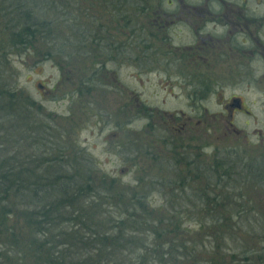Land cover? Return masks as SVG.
<instances>
[{
    "label": "trees",
    "instance_id": "obj_1",
    "mask_svg": "<svg viewBox=\"0 0 264 264\" xmlns=\"http://www.w3.org/2000/svg\"><path fill=\"white\" fill-rule=\"evenodd\" d=\"M48 1L0 0V264H217L210 255L216 252L199 251L211 228L205 226L207 219L201 224L204 234H194L196 225L191 229L182 220L186 212L192 217V209L165 214L164 208L148 203L151 191L161 185L171 189L166 196L175 207L173 194H185L197 181L191 169L177 180L160 178L166 182L148 185L154 188L146 192L139 183H120L108 173L84 168L86 155L68 153L77 143L56 149L53 144L50 153L41 150L67 129L58 134L52 125L41 124L40 117L45 121L51 116L15 86L9 56L34 51L39 43L47 47L39 57L42 63L61 54V46L74 47L75 40H68L78 37V16L64 43L58 42L53 25L61 15L69 22L79 0ZM220 170L208 169L207 189L229 184L230 175ZM195 196L206 206L204 193ZM215 200L212 196L208 202ZM219 202L209 207L224 201Z\"/></svg>",
    "mask_w": 264,
    "mask_h": 264
},
{
    "label": "flooded vegetation",
    "instance_id": "obj_2",
    "mask_svg": "<svg viewBox=\"0 0 264 264\" xmlns=\"http://www.w3.org/2000/svg\"><path fill=\"white\" fill-rule=\"evenodd\" d=\"M103 1L101 8L107 18L94 19V25L88 22L90 26L79 23L78 37L68 40H75L74 47L53 56L54 60L66 57L65 64L79 65L81 85L75 91L89 92L90 84H96L94 77H99V88L106 94L102 75L110 67L114 81L122 68H128L140 86L159 85L171 96L167 99L182 103L198 115L194 120L182 108L165 111L148 106L144 117H150L151 127L158 126V118L168 116L172 120L177 138L164 140L171 144L172 163L177 169L179 165L192 169L194 160L190 158L196 153L191 146L200 137H187L185 133L193 130L206 135L221 126L227 130L224 135L232 137V144L221 147V153L214 148L216 158L203 168L206 172L218 166L224 174L234 168L235 174L256 180L255 199L263 211L264 0ZM83 67L85 72L90 69L89 74L82 73ZM64 68L67 74L70 68ZM148 74L160 77L150 79ZM112 87L122 95L120 84L112 83ZM210 100L216 108L214 120L205 121V103ZM197 146L201 150L214 147L207 141Z\"/></svg>",
    "mask_w": 264,
    "mask_h": 264
},
{
    "label": "rangeland",
    "instance_id": "obj_3",
    "mask_svg": "<svg viewBox=\"0 0 264 264\" xmlns=\"http://www.w3.org/2000/svg\"><path fill=\"white\" fill-rule=\"evenodd\" d=\"M54 1L56 3L64 2V0ZM47 3L50 2L47 0ZM78 3L76 8L72 7L77 11L70 17L69 22H65V17L61 15L59 22L54 23V33L60 34L58 42L64 43L61 40L65 39L70 30L76 27L75 22L70 24L75 16H78L80 24L86 26H90L88 22L93 24L94 19L97 21L107 18L106 12L101 8L102 3H105L103 0H80ZM60 9L62 8L60 7ZM65 16L67 15L65 14ZM68 16L70 15L68 14ZM61 47L64 50L67 46ZM46 50V46L42 47L37 43L34 46V51L30 50V52L25 51L23 54L15 53L9 56L14 73L12 81L15 86L23 91L24 95H30L31 100L39 102L43 111L51 116L45 121L40 117L41 124L52 125L57 129L56 133L58 134L60 131L62 132V128L67 129V133L61 134L62 138L55 136L52 138L53 140H47L45 149L41 147L43 152H52L53 144H56V149V146H60V144L74 145L77 143L78 147L75 146L68 153L71 157L86 155L88 164L84 165V168L89 167L108 173L120 183H130L132 186L139 183L146 192L157 186L158 181L163 180L160 178H164V176H170L177 180L188 174L190 170H187L184 165H179L177 169L176 164L172 163L174 155L171 154V144L164 142L166 139L174 141L177 138L173 131L171 118L168 116L158 118L156 120L158 126L151 127V124H148L151 121L150 117L147 116V119L144 116L149 112L148 106L165 111L182 108L190 112L194 120L198 116L195 112L191 113V110L182 103L167 99L171 96L167 95L159 85L144 84L140 86L128 68L121 69V72L116 75L117 81L113 79L111 67L103 73L102 77L107 84V97L104 89L99 88V77H94L96 84H90L89 92L78 94L75 89L81 85V76H78L81 73L79 65L77 67L69 61L65 64L66 57L40 63L39 57ZM38 59L39 62L36 63ZM62 60L63 64L58 62ZM59 64L62 65V68ZM68 66L70 70L66 74L64 67ZM90 66L91 64H89ZM85 70L83 67L82 73L89 74L90 69H87L86 72ZM155 77L159 78L160 76L148 74L150 79ZM143 79L140 77V80ZM112 83L120 84L122 95H118L120 91L112 87ZM40 84L43 85L42 88H40ZM140 105L144 109L143 111L138 110ZM205 106L207 111L205 121L214 120L212 117L216 110L214 104L210 100L205 103ZM144 111L146 112L143 114ZM70 129L72 130L68 133ZM192 131L185 133V136L200 137L194 141L195 143L193 142L195 145L191 143V149L196 153L192 154L190 158V160H194L191 173L198 177L197 181L190 183L185 194L180 191H176V195L173 194L176 202L175 207H172L168 202L171 197L167 198L166 196V192L171 189L169 190L167 186L163 188L161 185H158V189L156 188L157 190L154 192L151 191L148 203L153 207L164 208L162 213L165 212V214L174 211L180 213L182 210L189 212L192 209V217H188L186 212L182 216V220L184 225L191 229L196 225L192 231L194 234L196 232L204 234V227L202 228L201 224L205 223L204 219H207L208 223L205 226L211 227L208 232L213 235L204 236V243L199 246V251L201 253L208 252V255L216 252L215 255H210L215 258L217 264H264V209L262 211V207L260 208L256 203L255 196L256 192L258 193L256 182L254 184L256 180L235 174L234 168H232L228 173L230 177L226 179L229 184L207 189L206 177L209 176V173L208 171L203 172L206 169L203 168V165L206 163L208 166V162L211 163V160L216 158L214 156L215 149L219 150L227 144L231 145L232 137L229 134L228 136L224 135L227 130L221 126L207 131L206 135L199 134L202 131ZM202 141L211 142L214 147L201 150L197 145ZM50 146L52 149H49ZM219 151L221 153L223 150ZM163 181L166 182V180ZM151 184L154 187L149 188L148 185ZM260 191L264 197L263 185L260 186ZM196 192L204 193L207 196L204 199L207 202L206 206H200L202 202L195 196ZM240 192L243 194L242 197ZM212 196H216L215 202L224 201L221 203L223 205L209 207V204L215 203L208 202ZM223 196H228V199L221 200L220 198ZM231 199L237 205L230 204ZM246 202L250 204H245ZM194 204L198 206H194ZM207 208L212 212L207 213Z\"/></svg>",
    "mask_w": 264,
    "mask_h": 264
}]
</instances>
